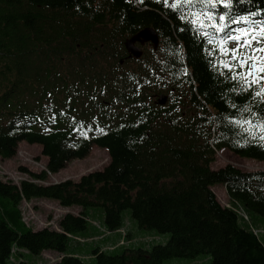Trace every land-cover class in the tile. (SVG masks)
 <instances>
[{
	"label": "trees",
	"instance_id": "trees-1",
	"mask_svg": "<svg viewBox=\"0 0 264 264\" xmlns=\"http://www.w3.org/2000/svg\"><path fill=\"white\" fill-rule=\"evenodd\" d=\"M212 2L216 8L205 13L201 5L181 7L184 0H0V158H14L25 142L48 159L41 173L22 168L31 180L20 185L0 180V264H30L27 256L47 251L64 255L59 264H86L69 251L94 208L104 209L108 232L121 230L131 210L141 229L170 234L167 244L150 249L94 248L96 264L203 255L212 256L211 264H264V243L253 232L264 218V171L212 168L222 150L264 163V97L255 95L264 79L246 83L237 73L247 69L229 71L220 47L227 31L264 29V0H230L229 8ZM137 6L158 16L133 21ZM194 12L199 19L191 23ZM222 14L230 27L209 42L210 24L219 25ZM147 27L157 32L159 47L139 46L142 57L129 58L125 43ZM225 47L232 49L230 41ZM187 64L199 65L197 86ZM161 95L165 106L157 103ZM95 147L109 154L102 171L46 184ZM218 186L249 221L221 205ZM33 200L82 212L65 215L59 231L34 230L20 209Z\"/></svg>",
	"mask_w": 264,
	"mask_h": 264
},
{
	"label": "rangeland",
	"instance_id": "rangeland-1",
	"mask_svg": "<svg viewBox=\"0 0 264 264\" xmlns=\"http://www.w3.org/2000/svg\"><path fill=\"white\" fill-rule=\"evenodd\" d=\"M49 3H59L64 0H41ZM158 13L151 10L139 11L134 10L130 17L133 21H146L150 19H155ZM170 23V21H166ZM261 29L254 31L253 33L259 34ZM178 41L183 44V38H178ZM256 45V46H255ZM264 46V44H262ZM253 47H260L258 44H254ZM256 55L259 57L264 55L257 52ZM258 68L264 66V63L257 62ZM187 69L194 79V84L197 86L201 82L200 69L197 64V69L193 64H187ZM210 111L212 114H216L219 110L217 107H211ZM110 158L107 150L95 147L91 155L85 160H75L71 162L66 169L61 171L59 174L50 175L49 180L46 184L60 183L66 180H72L75 182L80 181V179L89 173L102 171L105 167L109 165ZM48 159L42 155V148L38 145H29L25 142L21 143L17 149V154L14 158L10 160H3L0 158V180L2 182L13 183L20 185L24 180H31L28 175L21 172V169H28L34 173H41L47 170ZM227 165H232L236 168L241 169L245 172H256L264 171V163H260L254 160L242 159L228 150H222L217 152L216 162L212 166L214 170H219ZM39 183V182H38ZM217 195L218 201L222 206H225L230 201L227 190L225 187L218 186L214 189ZM48 202V203H46ZM20 209L22 211V216L26 225L34 230H41L47 227L53 228L59 231V222L67 214H78L80 210L79 207L73 208H63L59 203L49 200H33L31 202L23 201ZM95 210H100L104 213L103 208H94ZM80 214V213H79ZM262 228L259 231V237H264V218L258 217ZM105 219V215H104ZM124 223L128 220L136 225L138 231L142 234H154L152 238H147L141 240L140 244L136 248H147L150 249L156 245H165L170 239V234H160L155 230H145L141 229L138 223L132 218L131 210H126L123 213ZM241 226H244L242 219L240 220ZM257 227V226H256ZM105 234V233H104ZM94 246H91V248ZM129 248H133L130 246ZM94 249V248H93ZM92 253V252H91ZM110 253V252H109ZM59 253L45 252L36 264L43 262L44 264H49L52 261H58L61 258ZM209 260V261H208ZM212 256L203 255L196 259H168L162 264H211ZM86 264H96L94 261H85ZM35 264V263H34Z\"/></svg>",
	"mask_w": 264,
	"mask_h": 264
},
{
	"label": "snow or ice",
	"instance_id": "snow-or-ice-1",
	"mask_svg": "<svg viewBox=\"0 0 264 264\" xmlns=\"http://www.w3.org/2000/svg\"><path fill=\"white\" fill-rule=\"evenodd\" d=\"M222 6L224 8L230 7V0L228 3L223 2L220 0ZM197 5H201L205 10V13L209 7L215 9L216 3L212 2V0H184V4L181 7L187 6L191 8H196ZM172 8H176L177 4H172ZM199 13L194 12L193 16L195 17L191 23H196L199 19ZM209 21H214L213 16H207ZM221 23L219 25L215 23H211L210 26L214 29V33L206 35L211 37L215 35V33L225 32V29L229 28L230 26L224 23L225 15H220L219 17ZM200 27L204 28L206 25L201 22ZM243 37V39H242ZM229 41H235L236 47L232 49H228L225 45ZM255 41L256 44H264V29H261L259 34L250 33L248 31L242 30L240 35H233L231 31L225 32L224 38L220 41L221 53L224 56H229L230 60L224 63V67L228 68L229 71H233L235 68L239 69H247V71H241L237 73V76L246 83H258L260 79H264V76H261V73H264V66L257 68V62L264 63V55L257 56L256 53L264 54V46L261 47H253V42ZM248 77H252V80L249 81ZM257 96L264 97V89L257 91L255 93Z\"/></svg>",
	"mask_w": 264,
	"mask_h": 264
},
{
	"label": "crops",
	"instance_id": "crops-1",
	"mask_svg": "<svg viewBox=\"0 0 264 264\" xmlns=\"http://www.w3.org/2000/svg\"><path fill=\"white\" fill-rule=\"evenodd\" d=\"M81 212L82 210L79 211V213ZM79 213L76 215H79ZM86 215L89 221L88 229L82 234L71 237V245L69 251L70 255L77 256L83 261L95 260V257L91 253L93 248H100L102 251L105 252H115L122 248H129L130 246L136 248L138 244H140L141 240L152 238V235H154L142 234L140 231L137 230L136 225L130 220H128L127 223H124L123 228L121 230L116 232H108L104 225L105 219L104 213L102 211L88 209L86 210ZM255 222V228L257 230H260L262 228V224L258 221ZM123 231L126 232V237L124 236ZM123 240H126V244L124 246H121V242ZM260 240L264 243V237L260 238ZM91 246L94 247L91 248ZM47 252L56 253L53 251ZM40 258H33L27 256L26 260L28 263L34 264L37 263Z\"/></svg>",
	"mask_w": 264,
	"mask_h": 264
},
{
	"label": "water",
	"instance_id": "water-1",
	"mask_svg": "<svg viewBox=\"0 0 264 264\" xmlns=\"http://www.w3.org/2000/svg\"><path fill=\"white\" fill-rule=\"evenodd\" d=\"M139 44L141 46L151 44L155 49H157L160 44V38L155 29L152 27H147L136 36L127 40V42L125 43V47L129 54V58L140 59L142 57L143 50L138 46ZM157 100V103L160 106H165L168 102V97L165 95H161L157 98Z\"/></svg>",
	"mask_w": 264,
	"mask_h": 264
},
{
	"label": "built area",
	"instance_id": "built-area-1",
	"mask_svg": "<svg viewBox=\"0 0 264 264\" xmlns=\"http://www.w3.org/2000/svg\"><path fill=\"white\" fill-rule=\"evenodd\" d=\"M139 11H145V10H151L150 8H137ZM152 11V10H151ZM167 21H170V20H167ZM171 22V21H170ZM255 44V41L253 42V45ZM230 46L232 47V48H234V47H236L237 45H236V42L235 41H231V43H230ZM256 46V45H255ZM224 207H226V208H228V209H230V210H233L234 212H236L239 216H241L242 218H244L245 220H247V221H249V218H248V216H247V214L245 213V211L243 210V208L238 204V206H235L234 205V202L230 199V201H229V203H227ZM253 232H254V234L255 235H257V236H259V231L258 230H256V229H253ZM123 234H124V236L126 237V232L125 231H123ZM126 244V240H123L122 242H121V246H124ZM14 255V254H13ZM62 256H61V258H59L58 259V261L56 262V261H52V262H50L49 264H59L60 262H61V260L64 258V255L63 254H61ZM12 261L13 262H17V260L15 259V258H12ZM36 264V263H35ZM39 264H44L43 262H41V263H39Z\"/></svg>",
	"mask_w": 264,
	"mask_h": 264
},
{
	"label": "flooded vegetation",
	"instance_id": "flooded-vegetation-1",
	"mask_svg": "<svg viewBox=\"0 0 264 264\" xmlns=\"http://www.w3.org/2000/svg\"><path fill=\"white\" fill-rule=\"evenodd\" d=\"M146 45H147V44H146ZM149 45H151V44H149ZM138 46H141V45L139 44Z\"/></svg>",
	"mask_w": 264,
	"mask_h": 264
}]
</instances>
